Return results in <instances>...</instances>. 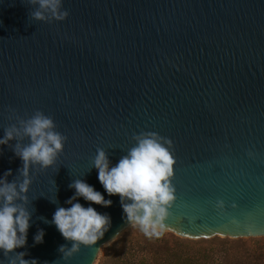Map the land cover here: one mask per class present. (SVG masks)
<instances>
[{
	"label": "water",
	"instance_id": "obj_1",
	"mask_svg": "<svg viewBox=\"0 0 264 264\" xmlns=\"http://www.w3.org/2000/svg\"><path fill=\"white\" fill-rule=\"evenodd\" d=\"M36 7L0 0V137L39 110L67 140L52 166L31 169L32 219L17 251L40 264H93L130 226L92 159L101 148L115 165L141 132L172 141L175 199L157 231L264 237V0H63L62 22L32 19ZM17 142L0 145L9 181L21 179ZM76 179L112 200L92 205L111 227L65 260L57 249L70 242L45 221L68 207ZM38 229L44 243L33 246Z\"/></svg>",
	"mask_w": 264,
	"mask_h": 264
},
{
	"label": "clouds",
	"instance_id": "obj_2",
	"mask_svg": "<svg viewBox=\"0 0 264 264\" xmlns=\"http://www.w3.org/2000/svg\"><path fill=\"white\" fill-rule=\"evenodd\" d=\"M36 5L30 15L32 19L46 22H62L69 13L63 10V0H29ZM18 124V126H17ZM17 124L5 128L0 145H7L16 139L14 155L22 161L17 171L20 180L9 181L12 175L9 169L0 175V255L7 264H40L36 258L25 259L29 253L17 251L25 248L32 213L28 210V196L31 169L41 170L52 166L63 151L67 137L56 131L51 116L37 110L28 119H17ZM28 139L27 144L20 141ZM134 146L111 165L105 150L98 148L92 159V167L97 171V180L107 196H119L122 210L121 219L128 226L139 228L145 235H152L167 214V209L174 202V187L171 178L174 175L171 149L172 141L161 137L156 132H141L132 138ZM74 193L65 204L57 207L50 221L61 237L70 242L61 244L57 251L67 260L80 247L91 245L102 239L111 227V216L100 213L92 205L104 208L112 206L111 199L95 190L86 181L76 179L68 185ZM83 198L88 206L79 202ZM45 231L38 229L33 236V246L44 243ZM3 264V261H0Z\"/></svg>",
	"mask_w": 264,
	"mask_h": 264
},
{
	"label": "trees",
	"instance_id": "obj_3",
	"mask_svg": "<svg viewBox=\"0 0 264 264\" xmlns=\"http://www.w3.org/2000/svg\"><path fill=\"white\" fill-rule=\"evenodd\" d=\"M201 241L173 239L154 232L120 238L99 264H264V246L242 240H219L217 246Z\"/></svg>",
	"mask_w": 264,
	"mask_h": 264
},
{
	"label": "rangeland",
	"instance_id": "obj_4",
	"mask_svg": "<svg viewBox=\"0 0 264 264\" xmlns=\"http://www.w3.org/2000/svg\"><path fill=\"white\" fill-rule=\"evenodd\" d=\"M139 228H133V227H128V229H126L119 237H117L113 242L108 243L104 246L101 247L96 260L94 261L93 264H99L101 259L105 256V254L107 253V251L109 250L110 247H112L114 245V243L116 241H118L120 238H124V237H130V236H136V234L138 233ZM157 233H161L163 234L166 239H168L169 242H171L173 239L177 238L180 240H188V241H194V242H198L201 241L200 244H202V246H217V243L219 240H228V241H235L236 239H229V238H221V237H213L211 239H199V240H190V239H185V238H181L176 236L175 234L169 232V231H155ZM237 240H242L245 241L247 244H256V245H260V246H264V237H258V238H243V239H237Z\"/></svg>",
	"mask_w": 264,
	"mask_h": 264
}]
</instances>
